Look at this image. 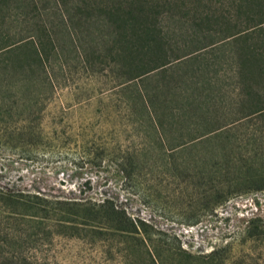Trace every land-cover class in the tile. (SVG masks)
Returning <instances> with one entry per match:
<instances>
[{"label":"rangeland","instance_id":"374dc122","mask_svg":"<svg viewBox=\"0 0 264 264\" xmlns=\"http://www.w3.org/2000/svg\"><path fill=\"white\" fill-rule=\"evenodd\" d=\"M48 15L61 50L50 60L55 87L45 83L39 103L26 112L15 95L18 78L6 80L0 96L5 103L0 112L3 196L36 193L52 200L92 202L109 197L132 218L151 226L149 237L158 244L161 240L166 264L172 246L204 256L227 243L232 249L220 250L218 264H264V190L236 194L222 205L210 206L207 186L198 183V163H209L208 170L215 157L191 144L187 136L173 141L171 153L159 142L145 140V126L133 125L134 115L116 92L117 77L108 68L93 72L78 55L57 10ZM188 31L177 28L171 34L178 40L174 47L184 53L218 41L213 49L197 51L196 63L207 67L210 76L222 78V91L230 94L231 43L219 39L231 31L214 30L208 37L199 32L192 44ZM24 33L20 27L19 35ZM80 36L83 45L101 47L106 29L97 20ZM186 65L175 63L173 69L182 72L189 69ZM258 126L251 122L232 126L231 143L248 142L252 134L262 138ZM15 200L0 203V264H159L141 230L129 233L99 223L33 216L35 209ZM47 213L56 216L49 207ZM249 223L263 233L244 236ZM198 259L190 261L206 264Z\"/></svg>","mask_w":264,"mask_h":264},{"label":"trees","instance_id":"16d2710c","mask_svg":"<svg viewBox=\"0 0 264 264\" xmlns=\"http://www.w3.org/2000/svg\"><path fill=\"white\" fill-rule=\"evenodd\" d=\"M53 8L70 29L81 60L93 72L108 68L117 77L116 92L134 115L133 125L145 126V140L159 142L171 153L173 141L187 136L191 144L215 157L208 170L209 163H198V183L207 186L210 206L222 205L236 194L264 190V0H0V96L6 80L18 78L15 95L23 112L39 103L45 83L55 87L50 60L61 50L48 15ZM97 20L106 29L103 45H83L82 31ZM185 27L191 29L190 44L199 32L208 37L214 30L231 31L219 39L231 43L234 88L230 94L222 91V78L210 76L207 67L196 63L197 51L213 49L218 41L184 53L174 47L178 40L171 34ZM175 63L189 69L176 71ZM128 89H132L130 102L125 99ZM4 107L0 102V112ZM242 122L258 124L263 137L252 134L248 142L232 144V126ZM4 195L0 191V203L16 199L35 209L33 216L99 223L129 233L141 230L158 263L166 264L161 240L158 244L149 237L151 226L132 218L109 197L92 202L52 200L36 193ZM48 207L56 216L47 213ZM262 233L252 223L244 229L246 237ZM230 247L227 243L198 256L172 246L167 249L168 264H182L184 259L198 262L199 257L206 264H218L217 254Z\"/></svg>","mask_w":264,"mask_h":264}]
</instances>
